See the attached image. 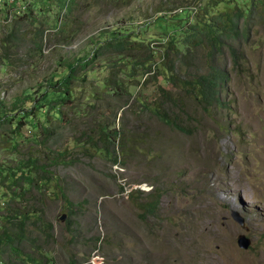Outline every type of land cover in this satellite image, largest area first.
Wrapping results in <instances>:
<instances>
[{"label": "rangeland", "instance_id": "rangeland-1", "mask_svg": "<svg viewBox=\"0 0 264 264\" xmlns=\"http://www.w3.org/2000/svg\"><path fill=\"white\" fill-rule=\"evenodd\" d=\"M211 1L34 0L19 20V40L5 41L16 25L3 31L0 44L13 62H0V116L31 109L48 80L88 62L64 123L44 108L37 128L29 120L20 136L0 127V170L22 168L36 184L14 197L0 183V214L32 218L24 253L35 258L42 247L53 264H84L94 255L103 264H264V25L245 37L239 67L222 57L224 105L207 112L168 79L163 58L185 26L225 10L210 11ZM237 1L239 8L250 2ZM128 40L142 45L106 50ZM176 47L181 65L173 77L207 70L205 50L188 55ZM163 94L178 100L169 115L185 131L151 112L166 107ZM103 126L116 132L113 142ZM158 195L152 213L146 206ZM45 224L52 225L49 240Z\"/></svg>", "mask_w": 264, "mask_h": 264}, {"label": "trees", "instance_id": "trees-1", "mask_svg": "<svg viewBox=\"0 0 264 264\" xmlns=\"http://www.w3.org/2000/svg\"><path fill=\"white\" fill-rule=\"evenodd\" d=\"M235 3L237 0H212L211 5L206 6L210 11L214 7L219 5H225L223 11L212 12L208 14L206 20L203 22H193L188 24V27H184V32L179 31L180 37H173L167 42V49L163 51V58L166 62V71L169 74L168 79L175 84H179L183 89L184 96L191 97L196 105L202 108L205 112L214 107L223 106L222 101V88L227 83V71L220 65L222 57L228 56L231 59L233 68L239 67V61L241 60V46L245 42V37L251 33V28L264 25V0H250L249 4L243 3L242 8H239ZM232 5L233 8L228 7ZM32 11H30L31 13ZM173 20L179 21L180 16L174 17ZM20 22H17L16 26L11 31L6 42L11 40L18 41L19 38L15 35L17 26ZM182 38V39H181ZM181 39V40H180ZM245 40V41H244ZM134 44L142 45L137 41H117L114 44L106 45V50H114L115 52H121L126 49H133ZM177 45L185 46L188 51V55L195 52L197 49L206 51L204 55L205 64L207 70L201 74L194 76L190 80H180L178 77H173L175 68L181 65V53L177 50ZM104 47V48H105ZM173 54H172V53ZM11 53L9 52V46L2 42L0 44V62L11 59ZM101 53H97V56ZM173 55V56H171ZM148 56L147 59H149ZM13 62L12 60H10ZM138 62L133 63L135 66ZM144 62H141L143 64ZM88 62L83 63L76 62L68 64L66 66V73L59 78H51L47 81L43 88L41 98L34 104L31 109L23 110L21 114H10L7 116H0V127L6 125L10 127V133L14 136H20L19 132L22 127L29 124V120L32 122L37 116V112L40 109L46 108V110H52L59 115L64 123L63 116L65 112L63 109L71 110L75 107L76 98L74 89L80 82H84V72L88 68ZM113 87V86H112ZM161 92H164V88H160ZM114 96H118L119 91L113 88ZM165 95L166 107L163 105L157 108L150 109L155 118L162 123L179 128L174 123V119L169 115L172 109L177 107L176 102L178 100L168 94ZM126 103V102H124ZM123 103V104H124ZM3 109L2 107L0 108ZM119 108H117L118 110ZM167 109V111H166ZM0 110V114H3ZM174 111V110H173ZM34 125V124H33ZM34 128L37 126L34 125ZM101 129L104 132L105 139H109L112 142L116 138V132H106L108 127L103 126ZM181 129V128H179ZM184 130V129H181ZM46 132L48 130H45ZM185 131V130H184ZM113 137V138H111ZM88 151V150H87ZM112 164H116L117 158L111 160ZM42 170V167H38ZM0 183L5 185L10 192L15 193L14 197L22 192L28 193L30 189L35 187V180L29 176L26 172H23L22 168L18 170H10L9 173L4 170H0ZM29 187V188H24ZM66 200L65 196H63ZM159 201V195L151 200L146 206L147 210L154 213L156 211ZM71 213V211H70ZM32 220L30 214L5 212L0 214V264H53L45 256V251L42 247L36 246L39 252H35V258L22 251V244L24 240H28V235L31 234L32 229L29 227V223ZM36 220L40 222L41 217L37 216ZM46 238L49 240L52 232V225L45 224ZM70 264H74L71 260Z\"/></svg>", "mask_w": 264, "mask_h": 264}, {"label": "built area", "instance_id": "built-area-1", "mask_svg": "<svg viewBox=\"0 0 264 264\" xmlns=\"http://www.w3.org/2000/svg\"><path fill=\"white\" fill-rule=\"evenodd\" d=\"M32 4L34 0H0V41L3 31L28 16ZM84 264H103V258L94 255Z\"/></svg>", "mask_w": 264, "mask_h": 264}, {"label": "water", "instance_id": "water-1", "mask_svg": "<svg viewBox=\"0 0 264 264\" xmlns=\"http://www.w3.org/2000/svg\"><path fill=\"white\" fill-rule=\"evenodd\" d=\"M232 218H233L238 224H240V226H243V224H244V220L239 216L238 213H236V212H232ZM61 220H62V221L64 220V216L61 217ZM242 242H245V245H244V246L242 245ZM246 244H247V241H246L243 237H241V238L238 240V245H239L240 248H244V247L246 246Z\"/></svg>", "mask_w": 264, "mask_h": 264}]
</instances>
